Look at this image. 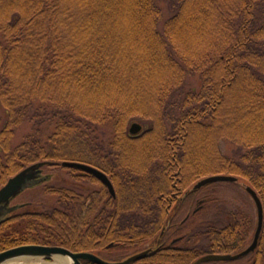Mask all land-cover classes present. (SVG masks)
<instances>
[{
  "label": "trees",
  "instance_id": "trees-1",
  "mask_svg": "<svg viewBox=\"0 0 264 264\" xmlns=\"http://www.w3.org/2000/svg\"><path fill=\"white\" fill-rule=\"evenodd\" d=\"M196 75L199 86L186 88ZM0 99L9 113L0 188L33 164L75 160L105 171L116 190L66 167L98 188L46 186L57 206L5 214L0 251L41 244L105 257L149 242L131 264H193L254 237L243 208L225 209L227 222L197 220L204 204L179 212L204 188L193 189L199 179L219 173L264 205V0H0ZM137 120L147 124L133 134ZM24 123L33 131L12 146ZM262 239L264 227L250 264L264 262Z\"/></svg>",
  "mask_w": 264,
  "mask_h": 264
},
{
  "label": "rangeland",
  "instance_id": "rangeland-1",
  "mask_svg": "<svg viewBox=\"0 0 264 264\" xmlns=\"http://www.w3.org/2000/svg\"><path fill=\"white\" fill-rule=\"evenodd\" d=\"M165 9V18H167L171 13L169 10V6L166 3H162ZM162 26V23H161ZM200 79L199 76H193L187 79L186 88H191L194 86H199ZM9 118V113L7 111L6 106L0 99V131L4 128ZM141 123L143 128H145L146 124L143 121H135ZM34 129L31 123H24L21 126H18L15 135L12 139V146L19 144L24 137L32 132ZM110 127H105V132H109ZM223 151L225 153H230L234 151V146L227 142L223 141ZM43 174L48 175V179L36 184L34 186L28 187L23 190L20 194H18L15 198L12 199V205H20L23 210H45L51 209L57 206L58 196L54 193L46 192V186L48 185H66L70 187H74L82 192H88L95 188H98L97 184L89 183L86 181H77L73 175L71 174V170L66 168L65 166H44ZM246 184H238L231 181H221L212 183L206 187H204L199 194L197 195V199L191 205L190 202L184 203V206L181 208L179 212V218H184L188 212L198 204V200L204 199V210L197 214V220H205V221H215L221 219L223 222H227L228 219L225 218L224 212L227 210H234L237 207L243 208L244 210H248L254 217L255 225L258 222V213L255 201L250 193L246 191ZM220 222V221H219ZM221 223V222H220ZM254 235V232H253ZM253 236L250 238V242L252 241ZM249 242V243H250ZM151 243L145 244L142 250L147 249ZM262 249L264 250V239H262L261 243ZM153 247V245L151 246ZM135 250L130 251H116L112 253V251H107L104 254L105 258L110 260L113 256L110 255H125L132 254ZM254 257V253L246 258H241L237 260H229V261H221V262H203L201 264H250L251 260ZM43 262L39 264H50L52 262L46 261V258L42 259ZM264 264V262H263Z\"/></svg>",
  "mask_w": 264,
  "mask_h": 264
},
{
  "label": "water",
  "instance_id": "water-1",
  "mask_svg": "<svg viewBox=\"0 0 264 264\" xmlns=\"http://www.w3.org/2000/svg\"><path fill=\"white\" fill-rule=\"evenodd\" d=\"M142 127L143 126L141 123L134 122L131 125L130 131L133 134H137L142 130ZM62 164L64 166L82 169L86 172L96 175L109 187L111 194L113 196L116 195L115 188L111 179L104 171H102L98 167L86 162L75 160H65ZM43 165L44 162H39L27 167L23 171L12 176L7 181V183L0 188V219L8 212L14 211L18 208V206H9L13 197L17 196L27 187L36 185L47 178V176L39 177L42 172V169L40 167ZM238 180L239 177L232 174H212L197 181L193 186V189H200L203 186L219 181L235 182ZM245 187L253 197L258 213V222L253 241L246 248L237 253H207L196 259L193 264L237 260L247 256L257 249L264 227V205L258 192L251 185L246 184ZM164 231L165 228L163 229L161 236L163 235ZM152 250L153 247H149L147 249L133 253L121 260H108L101 255L90 251L74 252L62 246L26 244L0 251V264H7L9 260L14 258H30L33 261H39L46 258V261L52 262V260H55L56 256L58 255L68 257L72 264H84L83 260H89L97 264H131L132 262L146 257Z\"/></svg>",
  "mask_w": 264,
  "mask_h": 264
},
{
  "label": "bare ground",
  "instance_id": "bare-ground-1",
  "mask_svg": "<svg viewBox=\"0 0 264 264\" xmlns=\"http://www.w3.org/2000/svg\"><path fill=\"white\" fill-rule=\"evenodd\" d=\"M40 262H43V260L39 261H33L30 258H14L8 261L7 264H39ZM50 264H72L71 261L68 259V257L58 255L55 258V261Z\"/></svg>",
  "mask_w": 264,
  "mask_h": 264
},
{
  "label": "flooded vegetation",
  "instance_id": "flooded-vegetation-1",
  "mask_svg": "<svg viewBox=\"0 0 264 264\" xmlns=\"http://www.w3.org/2000/svg\"><path fill=\"white\" fill-rule=\"evenodd\" d=\"M42 175H44V174H42ZM204 202H205L204 199L198 200V204L196 205V207L192 208V209L190 210V212L187 213V216H190L191 213H196V212H198V210L203 206ZM83 263H84V260H83Z\"/></svg>",
  "mask_w": 264,
  "mask_h": 264
}]
</instances>
